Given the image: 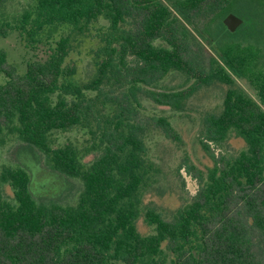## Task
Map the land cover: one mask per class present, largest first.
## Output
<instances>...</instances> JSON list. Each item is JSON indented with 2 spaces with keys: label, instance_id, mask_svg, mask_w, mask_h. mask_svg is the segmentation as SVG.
Segmentation results:
<instances>
[{
  "label": "trees",
  "instance_id": "16d2710c",
  "mask_svg": "<svg viewBox=\"0 0 264 264\" xmlns=\"http://www.w3.org/2000/svg\"><path fill=\"white\" fill-rule=\"evenodd\" d=\"M12 1L0 0V38L18 32L37 50L59 37L24 72L0 50V137L14 129L44 165L83 189L75 205L39 203L28 169L5 167L0 181L13 203L0 189V264H264V56L231 41L223 24L241 4L264 14V0H32L16 17L7 14ZM99 23L94 76L79 83L70 58ZM173 74L186 86L164 90ZM213 84L228 87L222 112L202 122L200 144L214 166L172 217L144 213L154 230L144 235L142 190L154 171L147 135L154 129L181 138L169 118L142 116L143 101L180 111ZM75 129L95 145L80 151L53 143L55 133ZM232 133L246 150L216 155L213 146Z\"/></svg>",
  "mask_w": 264,
  "mask_h": 264
},
{
  "label": "rangeland",
  "instance_id": "374dc122",
  "mask_svg": "<svg viewBox=\"0 0 264 264\" xmlns=\"http://www.w3.org/2000/svg\"><path fill=\"white\" fill-rule=\"evenodd\" d=\"M32 0H15L8 4L7 14L16 17L32 5ZM254 8L241 4L232 13L243 21L236 32L230 33L231 41L243 45H254L264 56V14L253 13ZM103 23L91 28L90 34L80 37L75 43L70 60L77 68L76 81L86 83L95 73L94 57L98 49ZM59 34H55L58 39ZM56 39L38 46L37 50L29 48L18 32L11 33L7 38H0V50L7 52L8 60L17 65L21 72L26 70L29 62L44 59L49 54L50 46ZM212 54L211 50L208 49ZM264 65V57L260 60ZM4 82V78H1ZM185 79L180 75L169 76L162 84L164 90L185 87ZM238 87L246 91L254 99H258L256 91L243 79L236 78ZM228 87L213 84L199 91L185 105L183 110L176 111L158 106L150 101H143L141 109L144 117H167L180 135L181 141L176 143L167 139L159 130H151L146 138L148 157L154 165L151 180L144 186L141 198L142 217L137 225L144 235L153 233L144 220L147 211H158L172 217L181 207L188 204L196 195L200 186L201 174L207 177L213 168V160L205 153L201 144L203 118L206 114H220L223 109L224 96ZM95 94L93 93L92 96ZM55 145L70 144L80 151H86L96 143L88 131L75 129L71 132H57L53 136ZM247 145L237 133H232L222 146H213L216 155H232L246 150ZM95 154L85 158L87 164L93 162ZM23 166L31 175V190L39 203H57L63 206L75 205L83 185L80 180L69 178L51 171L43 163V156L35 149L22 143L14 129L5 130L0 137V178L5 167ZM47 167V168H46ZM196 170V171H195ZM0 189L6 201L13 203V192L9 185L0 181Z\"/></svg>",
  "mask_w": 264,
  "mask_h": 264
},
{
  "label": "water",
  "instance_id": "95a60500",
  "mask_svg": "<svg viewBox=\"0 0 264 264\" xmlns=\"http://www.w3.org/2000/svg\"><path fill=\"white\" fill-rule=\"evenodd\" d=\"M223 24L230 33H234L243 24V21L237 18L234 14H228L224 18Z\"/></svg>",
  "mask_w": 264,
  "mask_h": 264
}]
</instances>
